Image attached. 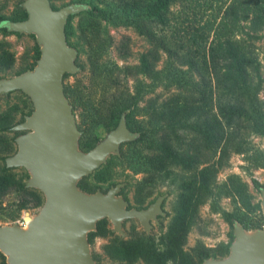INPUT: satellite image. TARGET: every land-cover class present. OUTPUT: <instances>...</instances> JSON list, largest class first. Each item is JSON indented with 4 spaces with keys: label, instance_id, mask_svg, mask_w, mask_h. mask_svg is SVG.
Masks as SVG:
<instances>
[{
    "label": "rangeland",
    "instance_id": "obj_1",
    "mask_svg": "<svg viewBox=\"0 0 264 264\" xmlns=\"http://www.w3.org/2000/svg\"><path fill=\"white\" fill-rule=\"evenodd\" d=\"M23 1L0 0V19H3V24H7V20L24 16L27 10L22 6ZM50 1L56 9L69 4L83 6L81 11L71 14L66 23L67 43L77 51L76 64L79 70L64 77L65 93L81 132L80 149L89 151L95 146L89 148L83 145L87 132L90 131L95 139L101 141L109 132L102 125L111 126L113 130L123 114L127 117L129 111L123 112L120 119L113 115L119 102L113 98V94L122 98L125 90L134 93L139 91L140 109L137 117L145 120L147 123L143 124L149 129L148 137L136 144L130 143L141 135L137 131L139 136L136 139L123 142L119 153H111L99 168L82 179L94 192L98 189L107 192L111 186L123 183L120 196L128 200L129 208H147L158 195H165L164 214L151 220L152 227L149 232L143 228L139 219L126 218L123 221L126 236L114 232V235L108 237H97L90 243L91 253L97 257L96 263L99 261L102 264H176L174 260L166 259V255L170 239L175 237L176 228L183 223L177 220L181 187L171 179L144 182L147 174L134 171L129 158L135 151L157 155L162 151V142L170 139L174 148L188 149L196 154L202 165L218 166L216 160L220 151L216 153L208 148L197 131L188 130L181 138L169 130L155 133L147 117L148 111L157 115L175 101H195L205 105L201 99L202 91L207 94L211 109L214 113L217 112L220 96L212 67L205 58V53L212 45L213 36L209 37L208 31L201 28L207 16H194L193 10L200 7L193 0L172 5L167 24L140 16V8L150 0ZM199 12L202 14L203 11L200 9ZM197 20H202V24ZM138 25L148 26L152 34H143ZM199 31L204 32L203 37L195 40L193 35ZM235 36L240 40L241 50L260 62L263 86L255 102L249 104V115L240 118L230 130L227 153L217 174V182L222 185L231 175H236L243 184V197H247L251 209L248 211L242 203L243 198L237 195L222 193L215 198H208L200 206L196 221L182 245L183 251L196 264H204L205 260L201 259L202 252L208 253L212 259H223L230 255L237 221L232 224L228 219L229 213L237 215L248 212L246 214L256 220L258 225L248 232L264 231V187L257 188L254 184L257 180L264 186V30L256 40L247 39L239 31H236ZM0 42L4 43L0 47V54L6 50L13 59L9 62L11 68L0 71V78L17 75L15 71L26 61L34 62L38 46L41 48L37 35L33 33L18 35L1 29ZM143 55L148 57L151 71L136 74ZM34 109L32 99L22 90L0 94V124L8 126L3 129L4 125H0V147L7 143L12 144L11 151L0 153V175L14 174L28 188L15 187L0 198V226L18 224L27 227L25 213L30 212L34 216L43 205L26 209H20L19 206L22 203L36 202L38 195L43 202L46 199L40 189L27 185L33 176L28 168L8 167L3 158V155L10 156L18 150L16 138L28 130H14L13 127L24 121L25 116L30 115ZM94 112L97 115L90 116ZM94 117L96 119L93 121ZM84 120L90 123L83 124ZM239 147L243 149L241 153L235 151ZM5 165L9 170H5ZM151 185L152 193L147 195ZM110 226L113 227L111 221ZM115 235L121 236L128 243H134L135 248H143L144 254L131 263L112 258L107 246Z\"/></svg>",
    "mask_w": 264,
    "mask_h": 264
},
{
    "label": "water",
    "instance_id": "obj_2",
    "mask_svg": "<svg viewBox=\"0 0 264 264\" xmlns=\"http://www.w3.org/2000/svg\"><path fill=\"white\" fill-rule=\"evenodd\" d=\"M22 6L27 18L10 20L7 25L19 33L36 34L41 56L33 69L0 78V94L22 90L35 108L13 127L28 132L16 138L18 150L5 161L8 167L28 168L33 176L27 185L40 189L46 199L38 214L25 213L27 227L0 226V251L8 264H97L88 239L97 222L108 218L113 231L126 236L123 221L138 218L149 232L151 220L164 214L165 195H159L148 208L137 209L128 208V200L120 196L123 183L107 192L88 193L80 188L84 176L99 168L111 153H119L121 144L136 139L139 132L130 129L123 114L118 126L92 149H80L81 132L65 93L64 77L79 70L77 51L67 43L66 23L83 6L56 9L50 0H24ZM262 206L264 210V189ZM248 230L237 221L230 255L207 258L204 264H264V231Z\"/></svg>",
    "mask_w": 264,
    "mask_h": 264
},
{
    "label": "trees",
    "instance_id": "obj_3",
    "mask_svg": "<svg viewBox=\"0 0 264 264\" xmlns=\"http://www.w3.org/2000/svg\"><path fill=\"white\" fill-rule=\"evenodd\" d=\"M186 1L188 0H150L140 8V16H145L155 19L159 23L167 24L171 6ZM193 1H196L201 12L203 11L200 14V9L193 10L194 16H207L206 19L204 18L205 22L201 28L204 31H208L209 37L213 36L212 45L209 51L205 53V58L207 63L209 62L212 67L217 91L220 96V101L217 104V112L214 113L211 109L208 96L205 94V91H202L201 99L205 102V105H201L195 101H175L169 104L165 111L157 115L148 111L149 116L147 117L153 125L152 131L155 133L169 130L181 138L188 130L197 131L201 135L202 142L208 148L214 150L216 153L220 151V155L216 160L218 166L215 164L202 165L200 158L196 154L191 153L188 149L174 148L170 139L162 142V151L157 155L152 152L141 153L140 151H135L129 158L134 171L147 174L148 177L146 176V179L148 178V180L145 179L144 182L153 181V179H171L181 187L177 220L183 223L178 225L175 237L170 239V247L166 255V259L174 260L176 264H196L183 251L182 245L186 241L187 234L196 221L200 206L208 198H215L222 193L225 195H237L243 198L242 203L249 209L248 211L251 209L250 203L247 202V197H243L244 187L237 176L231 175L221 185L217 182V174L223 164L222 160L227 153L230 130L240 118L249 115V104L251 105V103L255 102L263 86L260 62L255 57L241 50L239 46L240 40L235 36V33L236 31L242 32L249 40H256L261 37V32L264 30V0ZM27 16L28 14L25 12L23 17L13 18L11 20H23ZM2 21L3 19H0V30L3 29L6 32H14L20 35L19 32L11 30ZM197 21L201 22L202 20ZM137 27L143 34L149 36L152 34V30L148 26L138 25ZM203 33L200 31L196 32L193 38L199 40L200 37H203ZM200 44L202 45V40H200ZM1 46H4V43L0 42ZM40 56L41 51L38 46L35 61L24 62L15 71V74H20L32 68ZM10 60L13 61L8 52L3 50V53L0 54V71H5L8 69L7 67L11 68L9 64ZM151 67L148 57L143 55L136 74L149 73ZM67 75L69 73L65 76ZM121 97L118 98L116 94H113V98L119 100L113 115L114 118L120 119L123 112L129 111L127 114L128 126L133 131L141 132V135L136 141L130 142L136 144L148 137L149 133L146 124H143L147 122L145 120H139L137 117L140 109V93L139 91L134 93L125 90ZM86 104L87 102H85ZM94 115H97V113H91L90 116ZM95 119L96 117H94L93 121ZM87 123L90 122L83 121V124ZM0 125L2 126L4 124ZM7 127L5 124L3 129ZM101 127H107V131H110L112 128L111 126L105 125ZM87 133L83 145L92 148L100 140L95 139L90 131ZM11 150V143L0 147V153ZM235 151L241 153L243 149L239 147L235 148ZM7 156L9 154L3 155V158L6 159ZM4 168L5 170H9L6 165ZM254 184L257 188L264 187L257 180L254 181ZM78 185L84 191L94 192V189L90 188L83 179L79 181ZM15 187L18 189H28L26 184L17 180L14 174L4 173L0 175V198L7 195ZM152 187L151 185L147 190V195L152 193ZM43 203L42 197L38 195L36 202L32 204L22 203L19 207L20 209L33 208L42 206ZM246 213L248 212L237 215L229 213L228 219L232 224L235 221H239L247 229L257 227L256 220H252ZM110 235H114L110 221L108 218H103L97 222L96 230L89 232L88 239L90 243H93L97 237H108ZM110 241L107 247L110 249L112 258L131 263L144 254L143 248H135L134 243H128L119 235H115ZM209 257L210 255L208 253H201V259L203 261ZM94 258L97 260L95 255ZM0 264H8L7 257L1 251ZM97 264L102 263L98 261Z\"/></svg>",
    "mask_w": 264,
    "mask_h": 264
},
{
    "label": "flooded vegetation",
    "instance_id": "obj_4",
    "mask_svg": "<svg viewBox=\"0 0 264 264\" xmlns=\"http://www.w3.org/2000/svg\"><path fill=\"white\" fill-rule=\"evenodd\" d=\"M115 185H116V184H115ZM119 193L121 194V193H122V190H120ZM160 195H162V194H160ZM158 196H159V195H158ZM158 196H157V197H158ZM157 197H156V199H157ZM156 199H155V200H156ZM155 200H154V201H155ZM154 201H153V202H154ZM153 202H152V203H153ZM150 204H151V203H150ZM149 206H150V205H149ZM149 206H148V207H149ZM148 207H147V208H148ZM128 208H129V207H128ZM162 208H163V203H162ZM141 209H142V208H141ZM158 215H163V214H158ZM158 215H157V218H158ZM152 220H155V219H152ZM112 230H113V229H112ZM113 232H114V231H113Z\"/></svg>",
    "mask_w": 264,
    "mask_h": 264
},
{
    "label": "bare ground",
    "instance_id": "obj_5",
    "mask_svg": "<svg viewBox=\"0 0 264 264\" xmlns=\"http://www.w3.org/2000/svg\"><path fill=\"white\" fill-rule=\"evenodd\" d=\"M138 219V218H137Z\"/></svg>",
    "mask_w": 264,
    "mask_h": 264
}]
</instances>
